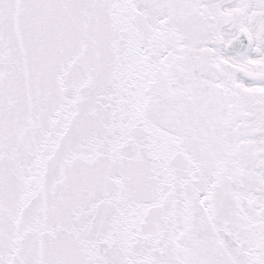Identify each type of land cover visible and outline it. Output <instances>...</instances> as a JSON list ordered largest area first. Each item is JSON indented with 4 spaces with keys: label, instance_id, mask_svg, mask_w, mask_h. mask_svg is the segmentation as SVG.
I'll list each match as a JSON object with an SVG mask.
<instances>
[{
    "label": "snow or ice",
    "instance_id": "snow-or-ice-1",
    "mask_svg": "<svg viewBox=\"0 0 264 264\" xmlns=\"http://www.w3.org/2000/svg\"><path fill=\"white\" fill-rule=\"evenodd\" d=\"M0 264H264V0H0Z\"/></svg>",
    "mask_w": 264,
    "mask_h": 264
}]
</instances>
